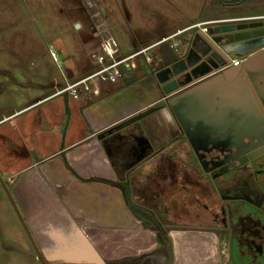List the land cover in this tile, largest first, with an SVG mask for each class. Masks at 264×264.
<instances>
[{"label": "rangeland", "instance_id": "1", "mask_svg": "<svg viewBox=\"0 0 264 264\" xmlns=\"http://www.w3.org/2000/svg\"><path fill=\"white\" fill-rule=\"evenodd\" d=\"M255 1L264 0H226L223 5L214 1L216 9L204 7L200 18L264 13V6L229 7ZM197 4L198 0H0V264H41L2 182L46 264H216V257L221 259L218 264H250L251 257L232 238L227 256L220 243L216 256L214 240L194 232L200 229L175 227L195 222L192 208L185 211L178 186L175 192L168 188L158 194L155 202L151 198L139 201L130 177L124 175L123 183L130 191L126 205H133L138 222L126 224L125 231L92 232L74 226L57 189L42 184L33 163L86 130L81 118L84 108L77 100L54 94L65 83L66 68L72 72L70 78L83 77L93 69L102 36L111 34L122 54L131 52L160 38L161 30L198 18ZM173 43L166 39L154 46L149 63L138 57L134 72L125 79L121 75L116 82L82 86L78 98L95 88L121 85L122 90L102 99L93 97L90 104L101 103L109 113L119 110V105L142 101L146 88L158 87L153 72L176 55ZM226 257L228 262L223 261ZM254 262L264 264V252Z\"/></svg>", "mask_w": 264, "mask_h": 264}, {"label": "flooded vegetation", "instance_id": "2", "mask_svg": "<svg viewBox=\"0 0 264 264\" xmlns=\"http://www.w3.org/2000/svg\"><path fill=\"white\" fill-rule=\"evenodd\" d=\"M249 5L264 6V1ZM255 15L258 16L215 25L262 22L259 26L246 27L250 34L251 31L264 28V13ZM189 28L187 36L179 38L174 45L176 55L158 68L170 65L186 52L190 34L195 30V26L191 25ZM235 35L234 31L227 32L225 39L233 43ZM263 39L264 33L255 36L254 42ZM241 41L243 42L239 44L240 47L249 45L246 39ZM258 51H264V41L239 56L249 57ZM239 56L230 55L232 58ZM215 74L216 71L213 70L209 75ZM187 76L181 72L176 78L184 80ZM198 81L194 80L180 89H189ZM213 85L216 92L220 93L218 98L210 97L212 92L207 90L192 95L189 99L186 97L189 95L187 93L178 98V103L172 100L178 107L181 106L179 112L182 120L187 123L192 144L168 105L169 97L162 93L158 84V101L166 102L164 106L167 107L171 118V134L164 146L156 147L150 153L154 163L147 171L143 172V163H139L144 151L149 148L143 134L145 128H149L147 124L132 122L119 129L115 137L108 139V143L115 142L117 153L122 156L119 172L120 188L124 197L129 196L130 192L128 185L123 183V176L126 174L130 177L135 198L139 201L151 198L155 202L158 194L168 188L175 192L174 188L178 186L183 195L181 202L186 207L185 211L192 208L191 219L196 223L189 222L188 225L175 227L212 230L223 249L227 250L228 242L232 238L241 251L246 247L251 248V255L256 258L264 252V52L250 63L249 75L240 74L229 83L215 79ZM245 87L248 92H243L246 103L243 105L245 112H242L241 107L236 104L233 92L238 93L237 89ZM251 98L254 99L256 107L249 110L250 113L246 112V109L249 108ZM204 99L213 104L205 107ZM252 120L256 121L258 127H249ZM151 122L152 130H155L157 124ZM145 177L148 181L143 179ZM187 202L190 205L187 206ZM224 261L228 262V257Z\"/></svg>", "mask_w": 264, "mask_h": 264}, {"label": "crops", "instance_id": "3", "mask_svg": "<svg viewBox=\"0 0 264 264\" xmlns=\"http://www.w3.org/2000/svg\"><path fill=\"white\" fill-rule=\"evenodd\" d=\"M214 1H220L222 5L226 2V0H198V18L190 19L187 24L181 27L175 26L174 29L168 28L165 30L166 32L161 30L159 32L161 33L160 38L154 41H158L162 37L169 35H172V37L170 36L168 39H172L175 42L179 38H182L180 36H184L183 38H185L191 25L204 20L200 18V11L204 7L209 6L210 11L216 9L212 5ZM261 2L263 1H255L253 4ZM248 5L238 4L229 7L244 8L250 6ZM160 50L163 49L161 48ZM133 72L131 70L126 75H122V77L125 79ZM156 86L155 84L152 87L146 88V92H144L146 98L142 101L132 105H119V110L109 113H107L108 111L101 103L91 105L90 103H93L91 99L93 97L102 99V97L110 96L113 92L122 90L124 86L114 85L108 88H95L87 96L81 95L76 99V104L84 108L81 111L83 112L81 118L86 126V130L77 137L72 136L69 139L67 138L65 144L59 146L52 153L33 162L37 166L35 170H39V178L43 181L42 184L57 189L60 199L65 203L68 217L74 226L89 229L92 232H95L96 229L97 231L111 229L118 232L125 231L126 228H129L126 224L129 223L131 226L138 220L133 211L126 205V199L120 188L121 180L119 178L121 179V174L119 170L122 156L119 155L120 153H117L115 142L108 143V139L115 137L118 130H113L108 133L105 131L119 121L156 103L160 97L156 92ZM114 106L116 107V105ZM152 112L154 113H148L139 119L140 122L149 126L147 122L148 120L151 121L150 118L152 117V121L157 124L156 129L153 130L154 133L151 131V128H145V132L143 133L149 148L144 151V155L141 157L139 163H143L142 168L145 170L149 169L146 166H152L150 153L156 147L164 146L171 134L169 131L171 118L169 117L167 107L161 106ZM88 125H90V128ZM100 133L104 134L102 135ZM51 158H56L54 162L52 161L53 163L48 162ZM130 219H134V221ZM194 232L205 236L208 235L211 240H214L211 242V245L215 248L213 253L217 256L219 252V238L217 235L212 230L200 229V231ZM206 245L204 244V250L207 248ZM241 252L251 257L250 264H255L254 258L251 255L253 252L251 248L246 247ZM227 254L228 248L226 251ZM215 260L217 261H215L216 264L221 261L219 257H216ZM203 262L205 263L207 260L205 259Z\"/></svg>", "mask_w": 264, "mask_h": 264}, {"label": "water", "instance_id": "4", "mask_svg": "<svg viewBox=\"0 0 264 264\" xmlns=\"http://www.w3.org/2000/svg\"><path fill=\"white\" fill-rule=\"evenodd\" d=\"M262 22H251V23H238V24H222V25H211L206 27V31L202 30L200 27H195V30L191 32L188 42V48L186 52L180 57L179 59L173 61L170 65H166L164 67L158 68L154 72V77L157 83L160 85L162 93L169 97L168 105H170L175 117L179 121L181 129L184 131L186 137L190 142L193 144L192 137L190 131L187 129V123L182 120V116L179 112V108L181 106H177L176 102L178 98L180 99L185 94H189L186 96L188 99L195 95L201 94V91L206 92L207 90L212 92L210 97L215 98L219 97L215 86L213 85L215 79H220L225 83H229L234 79L235 76L240 74H247L249 75V66L254 60L260 57L261 53L264 51H258L257 53L249 56L243 57L239 56L240 53L246 52L252 47L258 45L262 41H255V36L264 33V28L260 31H246V27L251 26H259ZM79 24L75 23V27H78ZM236 32L234 36V42L230 43V41L226 40V33L227 32ZM245 37V38H244ZM246 39L249 45L243 48L240 47L239 44ZM230 55L239 56L237 57L236 63H231L232 57ZM213 70L216 71L215 75L210 76V72ZM66 75L71 76L72 72L69 68L65 69ZM188 75L184 80H178L176 76L181 73ZM194 80H199L194 86L190 87L189 89H180L182 86L191 83ZM237 92H233V97L235 98L236 104L239 105L242 112H245L246 103L245 96H243V92H248L247 88H239ZM190 91V92H188ZM203 94V93H202ZM209 98H207L208 100ZM175 100L176 102H172ZM206 99L203 100V104L205 107L211 106L213 102H209ZM210 100V99H209ZM256 101V100H255ZM166 104L165 101H158L146 109L135 113L112 127L108 128L105 132H111L113 130H119L124 128L128 124L134 122L135 120L141 118L142 116L150 113L158 109L161 106ZM256 103L254 99L251 98L249 101V108L246 109V112H250L249 110H253ZM190 106V104H189ZM243 106V107H242ZM255 112V111H254ZM251 113V112H250ZM187 121L189 119H186ZM194 125H192L193 127ZM258 127L256 121L252 120L249 123V127ZM104 134V133H100ZM101 136V135H100ZM3 189L6 193L7 198L9 199L38 259L40 260L41 264H46L45 260L43 259L11 193L7 189V187L3 184Z\"/></svg>", "mask_w": 264, "mask_h": 264}, {"label": "built area", "instance_id": "5", "mask_svg": "<svg viewBox=\"0 0 264 264\" xmlns=\"http://www.w3.org/2000/svg\"><path fill=\"white\" fill-rule=\"evenodd\" d=\"M253 16H232V17H220V18H208L193 24L195 27H200L202 30L206 31L207 26L215 25L218 23L230 21V20H240L247 17H257ZM172 35L167 37H162L158 41L148 43L144 46H140L131 52L122 54L118 47V44L114 37L107 33L102 36L99 43V52L93 55V69L85 76L80 78H70L67 76L65 83L55 90V95L66 94L73 99H77L79 96V89L88 83H93L97 81H109L115 82L121 75H126L135 66V61L138 57L149 63L154 57V51L152 48L156 46L163 40L168 39ZM176 44L173 43V46ZM51 55L55 59L54 54ZM237 59L232 58L231 63H236Z\"/></svg>", "mask_w": 264, "mask_h": 264}, {"label": "trees", "instance_id": "6", "mask_svg": "<svg viewBox=\"0 0 264 264\" xmlns=\"http://www.w3.org/2000/svg\"><path fill=\"white\" fill-rule=\"evenodd\" d=\"M128 205H129V203H128ZM129 208H130L132 211H134L133 205H132V206L130 205Z\"/></svg>", "mask_w": 264, "mask_h": 264}]
</instances>
